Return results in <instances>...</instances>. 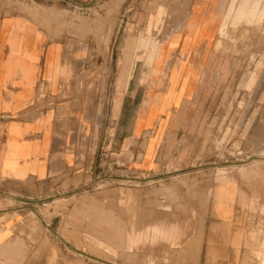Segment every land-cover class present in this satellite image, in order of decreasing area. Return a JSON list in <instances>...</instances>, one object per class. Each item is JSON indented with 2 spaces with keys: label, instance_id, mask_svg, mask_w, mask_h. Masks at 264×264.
<instances>
[{
  "label": "crops",
  "instance_id": "obj_1",
  "mask_svg": "<svg viewBox=\"0 0 264 264\" xmlns=\"http://www.w3.org/2000/svg\"><path fill=\"white\" fill-rule=\"evenodd\" d=\"M261 2L190 0L178 28L156 42L153 61L133 68L117 54L116 38L54 35L35 19L0 17V264L76 263L86 230L75 224V197L101 178L105 157L116 174L155 175L177 154L197 151L196 107L209 104L204 75L213 72L215 47L229 22L260 24ZM117 87L130 95L108 141ZM250 127L244 115V142ZM254 134L261 153L264 119ZM258 196L227 180L216 187L200 231L207 235L200 264H251L250 208L264 202Z\"/></svg>",
  "mask_w": 264,
  "mask_h": 264
},
{
  "label": "rangeland",
  "instance_id": "obj_2",
  "mask_svg": "<svg viewBox=\"0 0 264 264\" xmlns=\"http://www.w3.org/2000/svg\"><path fill=\"white\" fill-rule=\"evenodd\" d=\"M189 2L0 0V17L32 18L54 35L116 38L117 54L133 68L138 61H153L156 42L178 28ZM148 53L146 59L140 57ZM215 55L213 72L204 75L211 82L203 91L209 104L196 107L202 115V127L193 138L197 151L177 154L155 175L116 174L105 157L101 178L81 198L75 197V224L86 230L84 248L76 244L75 264H200L207 236L200 231L207 225L216 187L227 180L240 193L259 195V200L264 195V147L259 153L252 135L264 119V19L237 26L229 22ZM116 93L119 106H114L108 141L116 134L113 120L119 117L122 98L130 95L118 87ZM244 115L250 118V142L238 131ZM253 203L247 260L264 264V202Z\"/></svg>",
  "mask_w": 264,
  "mask_h": 264
},
{
  "label": "bare ground",
  "instance_id": "obj_3",
  "mask_svg": "<svg viewBox=\"0 0 264 264\" xmlns=\"http://www.w3.org/2000/svg\"><path fill=\"white\" fill-rule=\"evenodd\" d=\"M227 195V194H226Z\"/></svg>",
  "mask_w": 264,
  "mask_h": 264
}]
</instances>
